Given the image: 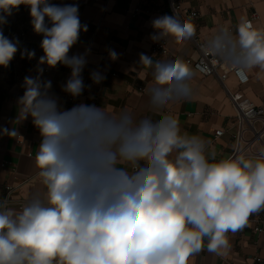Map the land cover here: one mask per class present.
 <instances>
[{"label": "clouds", "instance_id": "obj_1", "mask_svg": "<svg viewBox=\"0 0 264 264\" xmlns=\"http://www.w3.org/2000/svg\"><path fill=\"white\" fill-rule=\"evenodd\" d=\"M21 5L42 36L38 65L69 68L62 91L81 97L91 87L82 76L91 50L70 55L88 30L77 4L0 0V67H9L18 51L22 59L35 57L3 31ZM172 8L173 15L151 21L153 42L196 34L192 18L180 19ZM204 51L240 72L264 70V29L241 18L235 34L222 29ZM108 55L119 58L112 49ZM139 64L152 70L147 92L158 119H135L126 110L113 115L84 102L65 108L51 93L52 82L41 79L42 67L24 77L16 123L31 117L39 131L35 168L44 191L19 210L0 201V264H189L205 247L222 255L228 234L264 210V151L217 159L202 137L182 131L164 112L191 96L190 65L180 57L154 61L145 53ZM90 78L95 84L106 79L99 70ZM0 135L18 133L3 128Z\"/></svg>", "mask_w": 264, "mask_h": 264}, {"label": "crops", "instance_id": "obj_2", "mask_svg": "<svg viewBox=\"0 0 264 264\" xmlns=\"http://www.w3.org/2000/svg\"><path fill=\"white\" fill-rule=\"evenodd\" d=\"M181 8L196 11L198 18V38L208 42L222 29L235 34L241 18L257 12L259 19L254 26L264 27V0H179ZM55 4H77L79 19L87 24V32L81 31L79 41L70 50L72 54H83L90 49L87 64L82 76L86 87L77 99H65L62 85L70 76L71 70L63 65L49 68L38 65L39 57L44 55L40 44L41 35L31 29L27 38L28 50L35 51V57L28 59L26 66L8 85L0 88V129H15L17 136L0 135V201L19 210L33 195L42 194L44 189L36 175L35 155L40 142L39 131L32 119L16 123L17 101L24 95L22 87L25 76L35 77L37 68L44 69L42 80L52 82L51 93L60 98L65 108L81 102L101 106L113 115L128 111L135 119L153 114L147 89L153 84L152 70L139 64V54L153 56V60H172L177 57L184 61L193 60L197 53L189 39L177 42L168 37L166 50L156 55L150 54L151 39L154 34L151 21L163 15H170L166 0H51ZM139 11L133 14L134 9ZM115 50L119 58L111 60L108 50ZM187 62V61H186ZM188 63V62H187ZM193 77L190 86L192 94L186 99L170 103L164 112L175 116L182 131L202 137L208 150L216 153V158L233 156L236 132V111L233 108L221 83L214 76H203L190 63ZM93 70H99L105 77L100 84L90 78ZM249 82L239 86L229 74L226 86L255 106L264 108V70L254 68L246 71ZM261 81V82H260ZM223 130L216 137L214 132ZM245 137H250L245 134ZM259 146L252 144L251 150ZM251 157V156H246ZM12 187L7 192L4 186ZM19 202H25L19 205ZM229 248L222 255L209 253L205 247L189 260V264H264V238L254 233L248 224L235 234L229 233ZM206 243V242H205Z\"/></svg>", "mask_w": 264, "mask_h": 264}, {"label": "built area", "instance_id": "obj_3", "mask_svg": "<svg viewBox=\"0 0 264 264\" xmlns=\"http://www.w3.org/2000/svg\"><path fill=\"white\" fill-rule=\"evenodd\" d=\"M170 15H173L172 5L175 4V14L180 19L192 18L195 27L196 34L190 38V42L194 45L197 56L193 60H186L191 66L203 76H214L222 85L225 93L227 94L233 108L236 111V132L233 135L234 149L233 156L245 155L255 157L261 151H264V108L255 106L249 99L242 97L237 92H232L225 84V80L229 74H231L239 86H244L249 82V76L247 72H240L235 68L227 65L219 57L212 53H205L204 46L207 42H203L198 38V27L196 19L198 13L196 11H187L181 8L179 0H166ZM139 10L136 8L133 10V14H136ZM253 24L258 21L259 16L257 12H252L247 18ZM264 29V27H262ZM155 32V29L153 28ZM231 30H229L230 32ZM168 38L160 41H151L150 54L156 55L166 50ZM67 100H73L69 95L64 96ZM223 130H217L214 132L216 137L220 136ZM249 134L250 137H245V134ZM252 144H257L259 149L252 151ZM7 192L12 190L9 185L4 186ZM25 202H19V205H23ZM251 230L264 238V210L258 214H253L249 218Z\"/></svg>", "mask_w": 264, "mask_h": 264}, {"label": "rangeland", "instance_id": "obj_4", "mask_svg": "<svg viewBox=\"0 0 264 264\" xmlns=\"http://www.w3.org/2000/svg\"><path fill=\"white\" fill-rule=\"evenodd\" d=\"M30 21L29 9L21 5L18 11L13 12V14L8 17V23L2 26L4 34L7 37L10 39H19L21 50L25 48L28 49L27 38L32 29ZM27 62L28 58L22 59L20 51H18L14 59L10 62L9 67H0V88L11 83L23 70ZM261 86H264V82H261Z\"/></svg>", "mask_w": 264, "mask_h": 264}]
</instances>
